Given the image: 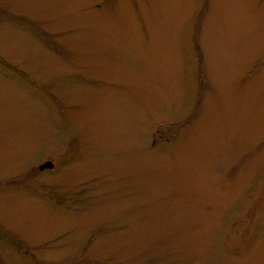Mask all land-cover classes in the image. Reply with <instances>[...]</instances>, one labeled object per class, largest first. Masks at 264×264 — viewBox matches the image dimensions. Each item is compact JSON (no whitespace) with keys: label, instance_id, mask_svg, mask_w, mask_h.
Masks as SVG:
<instances>
[{"label":"rangeland","instance_id":"1","mask_svg":"<svg viewBox=\"0 0 264 264\" xmlns=\"http://www.w3.org/2000/svg\"><path fill=\"white\" fill-rule=\"evenodd\" d=\"M0 264H264V0H0Z\"/></svg>","mask_w":264,"mask_h":264},{"label":"water","instance_id":"2","mask_svg":"<svg viewBox=\"0 0 264 264\" xmlns=\"http://www.w3.org/2000/svg\"><path fill=\"white\" fill-rule=\"evenodd\" d=\"M45 167H52V163L50 161H47L45 163H43L42 165H40V168H45Z\"/></svg>","mask_w":264,"mask_h":264},{"label":"flooded vegetation","instance_id":"3","mask_svg":"<svg viewBox=\"0 0 264 264\" xmlns=\"http://www.w3.org/2000/svg\"><path fill=\"white\" fill-rule=\"evenodd\" d=\"M46 160H48V159H46ZM46 160H44V161H46ZM39 165H40V164H38V166H39ZM53 166H54V165H53ZM53 166H52V167H53ZM52 167H51V168H52ZM38 169L40 170V172H43V171L46 170V168H44V169H40V168H38Z\"/></svg>","mask_w":264,"mask_h":264}]
</instances>
